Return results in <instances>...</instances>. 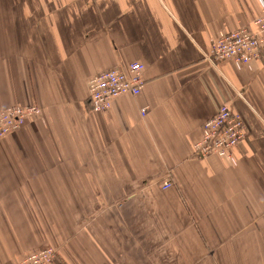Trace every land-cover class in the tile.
Returning <instances> with one entry per match:
<instances>
[{
  "label": "crops",
  "instance_id": "crops-1",
  "mask_svg": "<svg viewBox=\"0 0 264 264\" xmlns=\"http://www.w3.org/2000/svg\"><path fill=\"white\" fill-rule=\"evenodd\" d=\"M260 13V0H0V110L41 109L0 140V264L45 247L56 264H264V47L249 66L210 58ZM136 61L141 93L94 111L90 78ZM223 105L246 125L235 162L195 152Z\"/></svg>",
  "mask_w": 264,
  "mask_h": 264
},
{
  "label": "built area",
  "instance_id": "built-area-1",
  "mask_svg": "<svg viewBox=\"0 0 264 264\" xmlns=\"http://www.w3.org/2000/svg\"><path fill=\"white\" fill-rule=\"evenodd\" d=\"M261 13L253 27H243L236 31L221 34L213 42L210 58L212 62L232 59L238 67L249 66L260 57L264 47V0H260ZM144 66L136 61L127 69L111 68L94 75L89 80V100L94 111L112 109L115 99L122 95L138 96L145 84ZM146 109L143 111L145 112ZM41 116L37 106H8L0 110V140L21 129L30 117ZM246 137V125L242 116L228 105L220 107L215 116L202 126V137L195 145L200 158L225 156L233 162V148ZM173 185L165 180L162 188ZM58 252L53 247H45L28 254L17 264H56Z\"/></svg>",
  "mask_w": 264,
  "mask_h": 264
},
{
  "label": "rangeland",
  "instance_id": "rangeland-1",
  "mask_svg": "<svg viewBox=\"0 0 264 264\" xmlns=\"http://www.w3.org/2000/svg\"><path fill=\"white\" fill-rule=\"evenodd\" d=\"M246 138V137H245Z\"/></svg>",
  "mask_w": 264,
  "mask_h": 264
}]
</instances>
